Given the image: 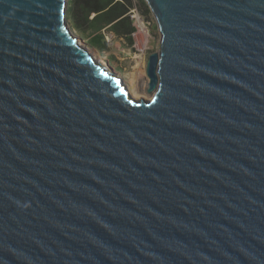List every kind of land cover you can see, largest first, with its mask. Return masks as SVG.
<instances>
[{"label": "water", "instance_id": "95a60500", "mask_svg": "<svg viewBox=\"0 0 264 264\" xmlns=\"http://www.w3.org/2000/svg\"><path fill=\"white\" fill-rule=\"evenodd\" d=\"M144 1L150 98L0 0V264H264V0Z\"/></svg>", "mask_w": 264, "mask_h": 264}, {"label": "trees", "instance_id": "16d2710c", "mask_svg": "<svg viewBox=\"0 0 264 264\" xmlns=\"http://www.w3.org/2000/svg\"><path fill=\"white\" fill-rule=\"evenodd\" d=\"M68 0L67 16L72 28L87 34V43L101 51L110 49L108 36L121 38L128 45L134 43L137 30L132 14L142 16L150 10L144 0Z\"/></svg>", "mask_w": 264, "mask_h": 264}, {"label": "rangeland", "instance_id": "374dc122", "mask_svg": "<svg viewBox=\"0 0 264 264\" xmlns=\"http://www.w3.org/2000/svg\"><path fill=\"white\" fill-rule=\"evenodd\" d=\"M68 1V0H67ZM138 3L137 0H135ZM140 13L138 12V15ZM66 20L71 31L80 37V43L104 65L111 66L113 71L124 79L128 88L138 91L140 96H147L146 88L148 86V78L146 75V63L150 51L159 50L161 34L157 28L155 18L151 11L142 16L141 14L135 21L137 27L134 33L133 45H128L121 38L108 36L110 41V49L101 51L91 47L87 42V34L82 35L72 28L71 20L67 16ZM131 85V86H130Z\"/></svg>", "mask_w": 264, "mask_h": 264}, {"label": "bare ground", "instance_id": "6f19581e", "mask_svg": "<svg viewBox=\"0 0 264 264\" xmlns=\"http://www.w3.org/2000/svg\"><path fill=\"white\" fill-rule=\"evenodd\" d=\"M130 86H131V85H130ZM129 90H130V89H129ZM130 92H131V90H130ZM133 93H134V95H133L132 92H131V94H132L135 98H141V97H144V98H150V97L152 96V94H148V95H150L149 97L145 96L146 94H145L144 96H140L141 94H140L138 91H136V90H135V91L133 90Z\"/></svg>", "mask_w": 264, "mask_h": 264}, {"label": "built area", "instance_id": "2783aa9c", "mask_svg": "<svg viewBox=\"0 0 264 264\" xmlns=\"http://www.w3.org/2000/svg\"><path fill=\"white\" fill-rule=\"evenodd\" d=\"M140 15V14H139ZM138 11H135V13L134 14H132V17H134V19H135V21H136V19L138 18Z\"/></svg>", "mask_w": 264, "mask_h": 264}]
</instances>
